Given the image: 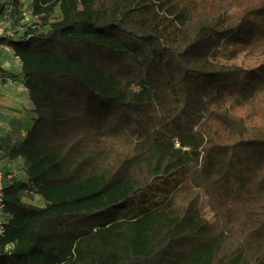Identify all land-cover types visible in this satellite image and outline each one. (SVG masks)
Wrapping results in <instances>:
<instances>
[{
	"label": "trees",
	"instance_id": "trees-1",
	"mask_svg": "<svg viewBox=\"0 0 264 264\" xmlns=\"http://www.w3.org/2000/svg\"><path fill=\"white\" fill-rule=\"evenodd\" d=\"M31 2L0 264H264V0Z\"/></svg>",
	"mask_w": 264,
	"mask_h": 264
},
{
	"label": "crops",
	"instance_id": "crops-1",
	"mask_svg": "<svg viewBox=\"0 0 264 264\" xmlns=\"http://www.w3.org/2000/svg\"><path fill=\"white\" fill-rule=\"evenodd\" d=\"M21 3L20 9L29 14L31 0H21ZM33 109L21 76V64L5 43L0 46V166L14 175L23 172V160H11L8 153L17 148L32 129Z\"/></svg>",
	"mask_w": 264,
	"mask_h": 264
},
{
	"label": "rangeland",
	"instance_id": "rangeland-1",
	"mask_svg": "<svg viewBox=\"0 0 264 264\" xmlns=\"http://www.w3.org/2000/svg\"><path fill=\"white\" fill-rule=\"evenodd\" d=\"M225 2H226V7H227V21L232 22L235 20V17L240 10L241 2H240V0H225ZM9 44H11V42H8V45ZM194 194H195V191H190V192L183 191V192L179 193L177 195L176 200H175V208H181L183 205H185L187 203L189 198H191L189 196H193ZM187 195H189V196L187 197ZM32 200H33L32 201L33 204H36L38 206L44 205L43 200L39 197H34ZM41 201H42V203H41ZM39 203H41V204H39ZM201 210H202L203 216L206 219H208L209 221L213 222V215L210 211V208L207 205V200L205 197H204L203 202H202Z\"/></svg>",
	"mask_w": 264,
	"mask_h": 264
},
{
	"label": "built area",
	"instance_id": "built-area-1",
	"mask_svg": "<svg viewBox=\"0 0 264 264\" xmlns=\"http://www.w3.org/2000/svg\"><path fill=\"white\" fill-rule=\"evenodd\" d=\"M23 16L26 20L29 19L27 13H23ZM9 19L7 16L0 18V38L12 37L13 32L9 29ZM4 210H5V202H4V175L0 170V235H4L5 233V221H4ZM13 246L10 245L6 248V250H10Z\"/></svg>",
	"mask_w": 264,
	"mask_h": 264
}]
</instances>
